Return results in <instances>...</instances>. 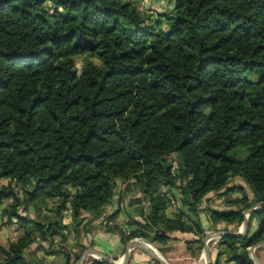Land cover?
Here are the masks:
<instances>
[{"label":"trees","instance_id":"16d2710c","mask_svg":"<svg viewBox=\"0 0 264 264\" xmlns=\"http://www.w3.org/2000/svg\"><path fill=\"white\" fill-rule=\"evenodd\" d=\"M167 2L154 18L136 0H0V205L23 230L0 264H46L27 251L97 220L124 244L183 241L197 257L206 223L234 232L264 206V0ZM247 228L211 264H254L264 209Z\"/></svg>","mask_w":264,"mask_h":264},{"label":"crops","instance_id":"0c3cea01","mask_svg":"<svg viewBox=\"0 0 264 264\" xmlns=\"http://www.w3.org/2000/svg\"><path fill=\"white\" fill-rule=\"evenodd\" d=\"M5 184L6 181L0 182V185H5ZM232 184L241 186L244 189L247 197L249 199H252L251 193L248 191V189L240 179L238 178L232 179L231 185ZM240 196L241 195L239 193H235L233 194L232 197L240 198ZM9 203L10 201H5L0 205V246L5 248L8 246L9 243L16 242L22 236V232H23V230L18 226L16 220L14 219L12 220V223L10 225H3V222L5 220L4 218H2V211ZM133 210L134 208H127V207H125L124 210V208L122 207V211L120 212L115 223L122 226L123 229L128 228L126 226V221H127L126 213L129 212L134 216V214L132 213ZM171 213L172 211L169 208L167 211V215H170ZM63 223L67 225L69 228L71 227V217L69 212L65 214ZM100 223L101 222L99 220L92 222L79 235V238H76L75 234L70 231L66 234L67 239L65 243H61L59 238H55L54 246L50 247V249L47 250L46 252H44L43 250H36V246H33L27 251V254L43 259L46 264H63L65 262L63 255L56 254L53 252V251H57L58 247L62 246L65 249H67L69 252H71V260L73 262V255L81 251L79 247L75 246V244L78 242V244L82 246L83 249L80 252L79 260L74 262L73 264H90V262L92 261L100 262V257L97 256L96 253L102 255L106 259H109L114 264L119 261L121 262L120 264H151L152 263V260L154 259L151 257V255H149L147 252L143 250L130 249L128 252L129 242L127 244L122 243L120 237L116 233L106 232L104 230L105 229L104 226L100 229V227L102 226ZM102 223L105 225V222ZM206 226L207 229H205L204 232V236L206 235L205 238L210 237L209 239H214L216 237L214 233L220 231L213 229L208 223H206ZM255 229H256V222L254 221L252 224L251 233H253ZM187 239L190 241L193 240V237L187 236ZM42 246L44 248H47V245L45 243H43ZM255 246H256V251H255L256 253H254V259L257 264H264V242L262 241L261 243ZM166 247L176 248L178 250H182L183 252H185L184 254L187 253V246L183 241L170 242ZM214 248L215 247H213L212 249L208 248V256L206 254L208 262L210 261L211 263H212V253L215 250ZM168 253L170 252L167 251L165 254ZM193 264H204V263L199 259H196V261Z\"/></svg>","mask_w":264,"mask_h":264},{"label":"rangeland","instance_id":"374dc122","mask_svg":"<svg viewBox=\"0 0 264 264\" xmlns=\"http://www.w3.org/2000/svg\"><path fill=\"white\" fill-rule=\"evenodd\" d=\"M136 1L138 2V6L142 12H144L146 14L149 13L148 15H152L154 18H155L156 14H163V13L169 12L171 10V6L167 2V0H136ZM77 66L80 67V61H77ZM169 160L173 164L175 163V157L173 155L169 157ZM174 193L175 194H174L173 198L175 199V197H176V200L179 199L180 198V196H178L179 192L175 191ZM223 201H224V199L217 197L216 194H212V196H210V199H209V205H211V207H213L214 209H222V208H225ZM174 207L176 208V203H175ZM174 207H170L172 212L175 209ZM255 208H258V207H255ZM100 224L102 225L100 227V229L103 226L105 227V225H106V224L104 225L102 222ZM120 227H122V226H120ZM239 227L241 228V225ZM238 228L234 232H237ZM240 228H239V231H241ZM123 231L126 235H128L130 233V230L128 228L123 229ZM205 237H206V235L203 236L202 239H204ZM209 238L210 237L206 238V241ZM134 239H140V238H133L130 241H132ZM141 240H143V239H141ZM217 241H218V238H214V239L210 240L207 243V247L212 249L213 247L216 246ZM139 243L142 246L149 245V246L153 247L157 251V253L160 255V260L164 261L166 264H193L196 261V259H199V256L201 257V255L204 251L203 250L204 245H203L202 241H201L202 249H201L200 253L197 255V257H192V254L188 251L186 254H184L185 252H183L182 250H178L176 248H169L168 252H170V253L161 254L155 248V246H153L152 244L150 245V243L147 244L148 243L147 241L143 240L142 242H139ZM120 263L121 262L119 261V262H116L115 264H120Z\"/></svg>","mask_w":264,"mask_h":264},{"label":"water","instance_id":"95a60500","mask_svg":"<svg viewBox=\"0 0 264 264\" xmlns=\"http://www.w3.org/2000/svg\"><path fill=\"white\" fill-rule=\"evenodd\" d=\"M263 209H264V206H262V207H258V208L250 209V210H248V211H246V212L244 213V221H243L242 224H241V227L243 228L242 231H237V232H217V233H214V234L216 235L215 238L220 239V238H222V237H224V236H242V237H245L246 234H247V222H248V217H249V215H250L252 212H260V211H262ZM202 242H203V245H204L203 250L206 252V254H207V256H208V247H207V244H206V238H204V239L202 240ZM263 242H264V240H263ZM147 244H149V243H147ZM150 245H151V244H150ZM130 249H140V250H143V251L147 252L149 255H151V257H152L154 260L158 261L160 264H166L164 261H161V260H160V255H154V254H152L148 249H146L144 246L140 245L139 242H136V241H130V242H129V245H128V252H129ZM96 254H97V256L100 257V262H104V263H106V264H114L112 261H110L109 259H106V258L103 257L102 255H100V254H98V253H96ZM126 257H127V256H126ZM250 259H251V261H252L254 264H257L256 261H255V259H254V256H253V255L250 256ZM208 264H211V262L209 261Z\"/></svg>","mask_w":264,"mask_h":264},{"label":"bare ground","instance_id":"6f19581e","mask_svg":"<svg viewBox=\"0 0 264 264\" xmlns=\"http://www.w3.org/2000/svg\"><path fill=\"white\" fill-rule=\"evenodd\" d=\"M242 229H243V228L241 227V231H242ZM210 240H212V239H208V240L206 241V244H207ZM144 247H145L146 249H148L152 254H154V255H158L157 252H156V250H155L153 247H151V246H149V245H145ZM199 260L202 261L204 264H208V259H207V256H206V252H205V251H203V253H202L201 257L199 258Z\"/></svg>","mask_w":264,"mask_h":264},{"label":"built area","instance_id":"2783aa9c","mask_svg":"<svg viewBox=\"0 0 264 264\" xmlns=\"http://www.w3.org/2000/svg\"><path fill=\"white\" fill-rule=\"evenodd\" d=\"M167 198L170 201V207H174L175 206V199L170 194H167ZM132 241L142 242L143 240H141V239H134ZM255 250H256V246H253V247H251V248L248 249L249 257L251 255L254 256Z\"/></svg>","mask_w":264,"mask_h":264}]
</instances>
